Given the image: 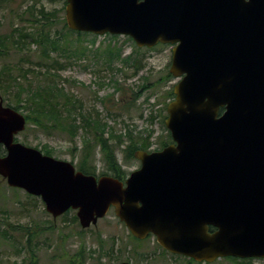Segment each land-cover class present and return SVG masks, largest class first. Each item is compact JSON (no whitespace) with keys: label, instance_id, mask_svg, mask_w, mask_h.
I'll return each mask as SVG.
<instances>
[{"label":"water","instance_id":"obj_1","mask_svg":"<svg viewBox=\"0 0 264 264\" xmlns=\"http://www.w3.org/2000/svg\"><path fill=\"white\" fill-rule=\"evenodd\" d=\"M65 1L72 31L175 45L174 143L136 151L125 181L97 178L16 141L26 116L0 99V176L54 219L76 211L83 229L113 209L133 237L153 235L173 255L264 259V0Z\"/></svg>","mask_w":264,"mask_h":264},{"label":"rangeland","instance_id":"obj_2","mask_svg":"<svg viewBox=\"0 0 264 264\" xmlns=\"http://www.w3.org/2000/svg\"><path fill=\"white\" fill-rule=\"evenodd\" d=\"M25 1L12 0L6 3L4 0H0V35L10 34L13 28L12 23L15 26L20 25V21L14 16L13 11H19L22 6L23 9L24 6L33 3L26 4ZM64 4L63 0H41L38 5L44 6L48 11L59 10L62 12L63 7H65ZM62 14L65 17V10ZM21 25L28 26V23H21ZM61 27V25L53 27L52 32L61 30ZM104 38L105 36H101L95 47H92L94 51L97 47L108 45L110 40ZM128 38L119 36L112 43L120 48L123 59L130 57L131 61L134 58L140 59V66L143 67V71L139 74H134L136 68L132 62L126 63L121 59H117L109 67L91 55L86 59L77 61L76 64L63 72L59 82L67 92L73 93L82 102L83 109L80 110L82 114L93 113L94 117L97 113L101 115L103 121L108 124V133L113 131L115 135L123 134L126 128L125 122L136 124L141 130L153 129L155 135L152 139V150L161 149L163 142L170 141V132L160 119L153 124L145 120L150 112L149 108H145V118L143 120L139 118L137 108L131 110V113L114 108L116 97L115 100H109L110 102L107 103L101 101V98L115 93V81H118L124 89L139 93L145 79H148L153 85L170 73L174 45H158L152 49L139 48L134 41ZM91 39L92 37L84 38V40ZM137 49H142V51ZM32 50L36 51L37 47L33 46ZM13 51L12 48L8 50L6 56L0 53L1 66L18 60L21 54ZM32 59L33 61L37 60L34 55ZM179 81L180 79L175 77L166 82L160 81L159 84L139 97L136 106L144 107V100L150 93L154 95L152 101L158 98L163 99V95L167 91L173 90ZM116 96H118V93H116ZM0 98H3L5 105L10 103L5 97L0 96ZM164 106L165 104L159 106L162 109V117L165 114L168 115L166 109L163 111ZM110 110L114 111L113 116L109 115ZM22 112L23 114L26 113V111ZM115 115L119 116L115 117ZM75 116L78 122H82L83 117L81 114L76 113ZM27 129L28 126L24 132L17 136L16 140L18 142L30 147H38L40 150L44 145H48L52 149V157L68 162L74 160L75 166L78 164L82 148L80 138H77L76 143H74L67 133L47 134L37 128ZM75 144L78 146L79 151H74ZM117 157L128 176L141 166L140 161L136 158L125 160L121 149L117 150ZM93 161L97 166V176H101V173L106 171V167L99 151ZM13 189L0 177V219L2 221L0 224V264H29V261L24 262L27 258L26 252L18 253L17 251L25 244V239L18 226L31 227L32 232L35 233V237L31 241V248L35 253L34 262L37 264H68L69 259L76 255L83 245L85 246L84 255L86 253L88 255L94 249L96 250L93 258H87L85 264H119L122 262L132 264H196L189 262L188 259L182 256L163 252L154 236L143 240V243H138L132 238L131 233L124 223L119 220L113 209L109 211L105 218L99 220L96 226L86 229V232L81 234L84 229L80 226L79 220L78 223L73 221L76 211H70L67 216L64 214L54 219L46 211L45 204L39 197L31 195L32 198H30L25 191L21 189L14 191ZM52 226L54 229H52ZM2 231L6 232L13 243L2 240ZM100 236L106 247H111L115 240V257L112 260L106 256L100 257L102 252L98 243ZM211 264L240 263L221 259ZM251 264H264V259H253Z\"/></svg>","mask_w":264,"mask_h":264},{"label":"trees","instance_id":"obj_3","mask_svg":"<svg viewBox=\"0 0 264 264\" xmlns=\"http://www.w3.org/2000/svg\"><path fill=\"white\" fill-rule=\"evenodd\" d=\"M4 1L9 3L12 0ZM40 1L26 0V4L33 3L24 6L23 9L22 6L19 11H13L14 16L19 19L20 25L15 26L12 23L11 33L0 35L1 54L3 53L4 56L8 55V50L11 48L14 50L13 52L21 54L16 62L0 65V96L10 101L7 104L8 106L21 112L26 111L27 130L37 128L47 134L55 132L67 133L74 143H76L77 138H80L82 148L81 157L76 165L77 170L82 171L86 175L97 176V166L93 160L99 151L106 167V171L101 173V176L107 175L124 180L128 174L119 163L117 150L121 149L125 160L134 159L136 151L150 150L153 145L152 139L155 131L153 129L141 130L138 125L125 122L126 128L123 134L115 135L113 131L108 133V124L103 121L101 115L97 113L96 117H94L93 113L82 114L80 111L83 109L82 102L73 93L67 92L59 81L63 72L76 64L77 61L86 59L91 55L109 67L117 59H121L126 63L132 62L136 68L135 75L143 71V67L140 66V59L134 58L132 61L131 57L123 59L120 48L112 43L119 37L116 35H106L104 39L108 38L110 40L108 45L97 47L94 51L92 47H95L100 36L70 30L62 14L65 7H63L62 12L59 10L48 11L44 6L38 5ZM21 23H28V26L21 25ZM57 25L62 26L61 30L52 32L53 27ZM85 37H92V39L84 40ZM128 39L133 41L131 38ZM33 46H36L38 51H33ZM137 50L142 51V49ZM33 55L37 59L36 61H33ZM172 77L168 73V75L162 77L153 85L148 79H145V83L140 87L139 93L124 89L118 81H115V93L101 98V101L107 103L110 102L109 100H115L116 97L114 108L127 113H131V110L137 108L139 118L143 120L145 118V108L147 107L150 112L145 120L153 124L160 119L165 125L167 115L165 114L162 117V109L159 106L165 104L163 111L167 110V105L175 98L173 90L167 91L163 95V99L158 98L154 99V101H152L154 95L150 93L144 100V107L136 106V102L139 101L140 96H143L145 92L159 84L160 81L166 82L171 80ZM116 93H118V96H116ZM124 102L125 104H123ZM223 111L224 109H221V112ZM76 113L81 114L83 117L82 122H78L75 116ZM113 113L114 111L110 110L109 115L113 116ZM117 116L119 115H115V117ZM169 138L172 141L170 133ZM168 143L169 141L163 142L161 147L168 145ZM41 151L46 155H53L52 149L48 145H44ZM74 151H79L76 144ZM72 163H74V160ZM13 190L18 191V189ZM28 196L32 198L31 195ZM69 212L65 215L67 216ZM73 221L78 223L76 215H74ZM18 228L25 239V244L22 245L21 249L17 250L18 253L25 251L27 258H25L24 262L29 261V264H37L34 262L35 253L31 248V241L35 237V233L32 232L31 227L18 226ZM52 229H54L53 226ZM85 232L86 230H82L81 234ZM8 237L6 232L2 231V240L13 243ZM132 238L135 239L133 236ZM135 240L138 243L144 242ZM114 241L111 247H106L101 236L98 238L99 248L102 251L100 257L106 256L110 260L115 257ZM84 251L85 246L83 245L76 255L69 259L68 264H85L86 259L93 258V254L96 253L94 249L88 255L87 253L84 255ZM163 252L166 251L163 250ZM226 260L240 264H251L253 261V259L246 260L231 257L226 258ZM188 261L202 264L192 259H188Z\"/></svg>","mask_w":264,"mask_h":264},{"label":"flooded vegetation","instance_id":"obj_4","mask_svg":"<svg viewBox=\"0 0 264 264\" xmlns=\"http://www.w3.org/2000/svg\"><path fill=\"white\" fill-rule=\"evenodd\" d=\"M64 3H65V0H64ZM64 6H66V3L64 4ZM159 45H163V44H159ZM174 47H175V45H174ZM174 142H173V140L170 142V143H168V145H171V144H173ZM153 146V145H152ZM165 147V146H164ZM163 147V148H164ZM163 148H161V149H157V150H152V147L150 148V151L149 152H152V151H159V150H162Z\"/></svg>","mask_w":264,"mask_h":264}]
</instances>
